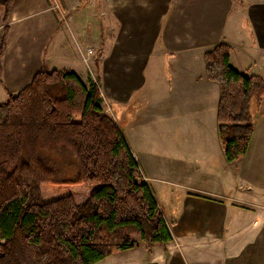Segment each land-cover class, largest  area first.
<instances>
[{"label": "crops", "instance_id": "1", "mask_svg": "<svg viewBox=\"0 0 264 264\" xmlns=\"http://www.w3.org/2000/svg\"><path fill=\"white\" fill-rule=\"evenodd\" d=\"M8 26L5 101L43 67L73 71L86 84L97 75L171 230L167 245L137 239L98 264H264V101L247 155L228 163L220 85L205 62L225 42L235 69L264 79V0H14ZM160 123L164 133L150 139ZM170 164L172 183L148 168Z\"/></svg>", "mask_w": 264, "mask_h": 264}, {"label": "trees", "instance_id": "2", "mask_svg": "<svg viewBox=\"0 0 264 264\" xmlns=\"http://www.w3.org/2000/svg\"><path fill=\"white\" fill-rule=\"evenodd\" d=\"M14 0H6L0 59ZM231 46L205 54L220 85L218 126L228 163L249 150L264 79L239 72ZM1 65V64H0ZM99 82L43 67L18 94L0 103V264H98L137 245L172 241L124 130L106 112ZM66 150L76 171L45 155Z\"/></svg>", "mask_w": 264, "mask_h": 264}, {"label": "rangeland", "instance_id": "3", "mask_svg": "<svg viewBox=\"0 0 264 264\" xmlns=\"http://www.w3.org/2000/svg\"><path fill=\"white\" fill-rule=\"evenodd\" d=\"M96 76L97 75H95L94 77H96ZM1 92L2 93L5 92L3 87H0V96H1L0 103L1 102H5V100H6V99H4L5 97H4V95L1 94ZM103 96H104V98L107 101L105 93H104ZM106 101L104 100L103 105H104V108H105V110L107 112ZM107 103H108V101H107ZM109 106L112 109L111 110L112 114L115 115L114 114V107H112V105H110V104H109ZM117 119L119 120V122L121 121L120 117H117ZM132 120L136 121V119H133V118H132ZM121 126L123 128V125H121ZM165 128H166L165 125L163 123H160L156 128L154 127L153 130L149 129L148 137H150V139L151 138L154 139L157 136V138L159 139L160 136H161V132L164 133V129ZM123 130H124V133H125V129H123ZM136 134H140V132L137 130ZM45 156L49 160H52L53 162L57 163L64 170V173L66 174V176H70V175L74 174V172L76 171V162H75L73 156L66 150H58V151L50 152V153H47ZM141 167L144 169V171H146L144 166H141ZM148 168H153V169L157 170L159 173H162L163 175H165L164 180L166 182L172 183V181H173V176H172L173 175V171L172 170L176 169V167L172 166V164L167 165V166H152V167H148ZM150 184H151L152 189H153L154 188L153 186L156 183H154V181H150Z\"/></svg>", "mask_w": 264, "mask_h": 264}, {"label": "built area", "instance_id": "4", "mask_svg": "<svg viewBox=\"0 0 264 264\" xmlns=\"http://www.w3.org/2000/svg\"><path fill=\"white\" fill-rule=\"evenodd\" d=\"M92 54H93V50H91V49H89V50L87 51L86 54H83L84 62H85L87 65L90 64L89 56L92 55ZM93 79H94V81H97L95 77H94ZM101 93H102V91H101ZM102 97H103V100L106 101V99L104 98L103 94H102ZM106 104H107V112L110 113V114H112V111H111L112 109H111V107L109 106V104L107 103V101H106ZM112 115H113V114H112ZM143 178H144V180H145L146 182H148V178H147L144 174H143Z\"/></svg>", "mask_w": 264, "mask_h": 264}]
</instances>
